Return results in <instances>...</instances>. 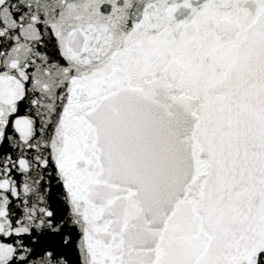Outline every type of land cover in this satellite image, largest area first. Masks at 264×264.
Masks as SVG:
<instances>
[{"label":"snow or ice","instance_id":"1","mask_svg":"<svg viewBox=\"0 0 264 264\" xmlns=\"http://www.w3.org/2000/svg\"><path fill=\"white\" fill-rule=\"evenodd\" d=\"M0 264H264V0H0Z\"/></svg>","mask_w":264,"mask_h":264}]
</instances>
